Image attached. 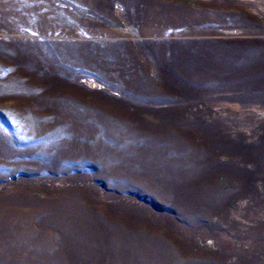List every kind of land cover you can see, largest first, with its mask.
Wrapping results in <instances>:
<instances>
[{
	"label": "rangeland",
	"instance_id": "374dc122",
	"mask_svg": "<svg viewBox=\"0 0 264 264\" xmlns=\"http://www.w3.org/2000/svg\"><path fill=\"white\" fill-rule=\"evenodd\" d=\"M0 264H264V0H0Z\"/></svg>",
	"mask_w": 264,
	"mask_h": 264
}]
</instances>
